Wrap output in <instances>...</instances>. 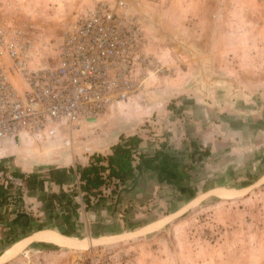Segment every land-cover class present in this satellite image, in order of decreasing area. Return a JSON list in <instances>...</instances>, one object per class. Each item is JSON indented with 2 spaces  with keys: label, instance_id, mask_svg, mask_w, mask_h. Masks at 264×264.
I'll return each mask as SVG.
<instances>
[{
  "label": "crops",
  "instance_id": "obj_1",
  "mask_svg": "<svg viewBox=\"0 0 264 264\" xmlns=\"http://www.w3.org/2000/svg\"><path fill=\"white\" fill-rule=\"evenodd\" d=\"M49 1L60 3L53 8L64 7L67 13L63 18L68 23L76 22L91 2L71 0L74 4L64 5ZM132 1L143 21L144 14L148 15L150 23L171 29L176 37L180 30L190 32L191 23H195L182 11L178 18L169 13L174 7L188 8L183 1ZM43 3L46 5V0ZM195 32L194 40H203L204 45L179 47L180 55L188 56L187 70L176 68L173 75L144 81L138 95L113 103L99 117L79 121L75 128L62 126L43 146L31 138L21 146L0 141V165L5 170L6 159L11 158L24 176L34 171L23 181L24 202L40 207L38 192L47 201L52 193L61 199L60 205L50 200L49 212L41 208L40 215L47 223L38 230L33 228L40 220L26 211L23 218L20 211L1 212L0 235L30 230L4 250L2 264H17L18 260L24 264L26 259L28 264H78L84 245L104 238L131 239L125 245L139 248L136 253L144 257V264L186 262L182 250L192 254L195 262L198 246L191 247L196 242L190 234L197 211L210 208L211 201L216 202L215 208L223 206L227 200L223 194L237 191L252 174H257L253 178L264 177V36L259 33L249 40L242 33L241 43H234L229 34L220 33L214 42L212 33L206 37ZM42 49L37 51L35 64H51ZM150 49L162 57L171 55L166 48ZM199 55L205 56L207 63H197ZM202 66L216 74H203ZM131 135L141 139L132 162L138 168L119 186V193L103 189L101 196L95 197L102 205L86 210L77 167L87 165L94 153L109 154L120 136ZM207 195L215 196V201L209 199L191 211L192 205ZM66 199L76 206L66 204ZM54 222L69 227L56 228ZM87 235L90 241L83 240ZM21 253L25 255L20 257Z\"/></svg>",
  "mask_w": 264,
  "mask_h": 264
},
{
  "label": "rangeland",
  "instance_id": "obj_2",
  "mask_svg": "<svg viewBox=\"0 0 264 264\" xmlns=\"http://www.w3.org/2000/svg\"><path fill=\"white\" fill-rule=\"evenodd\" d=\"M44 1L0 0V30L4 31L8 36L15 34L21 36L20 38L31 44L36 55L38 54L37 51L43 48L44 56L54 66L56 64V46L59 42L60 35L75 22L68 23V21L64 20L63 17L67 13L64 7L53 8V6H58L60 3L53 4L54 2L46 0L45 5L43 3ZM118 1L91 0L81 11L80 15L82 17L98 3H106L114 8L117 6ZM122 1L124 5L117 7L118 13L135 19L142 40H144L145 81L152 77L162 75L167 77L173 75L176 68L181 71L182 69L187 70L188 56H181L179 47H181L180 45L182 47H188L199 42V44L204 45L205 41L203 40L198 42L196 38L197 43L195 42L194 36L192 35V33L196 35L195 31L200 32L202 36L206 34V37L212 33V41L214 42L219 40V36L222 33H225V35L229 34V40L233 39L234 43H241L242 33L244 35L246 33L244 37L249 40H252L254 35H258L259 33L264 36V0H179L183 1V4L188 5V8L174 7L168 9L169 13L171 12V16L178 18L182 11V14L188 16V20H195V23H191L190 25L192 27L190 32L187 30H180L179 33L176 32L179 37H176L171 32V29L158 28L153 23H150L148 15L144 14L146 19L144 18L143 21L139 8H136V4L132 0ZM58 2L64 5L74 4L71 0H58ZM203 3H206V6H201ZM145 7L144 13L147 11ZM51 10H53L54 14ZM186 10L188 13L185 12ZM169 13L165 14L168 15ZM190 22L192 21L190 20ZM151 46H154L156 49H169V54L171 53V55L162 57L157 51H152L150 49ZM251 47L254 48V46ZM196 58L198 59L197 63L202 65L207 63L205 56L199 55ZM234 58L237 60L236 57ZM215 69L216 72H219L218 68ZM213 71V69L206 70L202 66L203 74H216ZM108 109L103 113L108 111ZM85 120L86 118L77 119L75 123L80 124V122ZM72 127L75 128V126ZM26 140L27 138H23L20 143L11 142H14L17 146H21ZM36 141L38 142V140ZM37 144V146H43L44 141L38 142ZM14 163L13 159H6L5 165L8 167L6 172H20L19 167ZM33 172H25V176L32 175L34 174ZM253 175L257 174H252L251 177L243 180L246 182L244 184L241 183V186L237 187V191L223 194L224 196L222 197L227 200H225L223 206L220 208H215L216 202L211 201L210 208L209 206L207 208L203 207L199 211V207L208 202L209 199L216 198L213 195H207L206 199H204L205 201L198 200L197 203L192 205L190 208L191 211L199 209L196 216L192 218L194 228L192 233H189L194 242H196L191 247L198 246L196 248L198 250L196 253L197 259L194 262L192 254L190 256L182 250L184 260L186 259V262L191 261V263L182 262L180 264H264V177L260 178L257 176L253 178ZM250 180L252 181L248 183ZM23 181L20 179L13 186L16 190L18 189L22 197L26 198L25 182ZM32 186L34 189L38 187L35 183ZM38 196L41 202V204L39 203L41 205L40 207H37L34 203L30 204L29 200L24 202L25 199H22V207H17L11 203L9 207H0L2 209L0 211H26L34 218L40 220L37 222V225L45 224L47 222H44L45 218L43 215H40V210L44 208V212H49L51 205L49 201L44 199L45 196L42 193L38 192ZM1 226L3 225L1 224ZM54 226L63 230L69 227L68 224L64 226L57 222H54ZM82 236L80 234L78 235L80 238ZM83 240L90 241L91 238L88 236ZM101 240H92L94 241L93 243L84 245L82 253L79 254L78 264H144V257L136 253V250L139 251L140 249H130L128 245H125L131 239L104 238ZM185 254H187V258H185ZM19 255L23 257L25 254L21 253ZM27 261L28 259H26L24 264H28ZM22 263L23 261L21 260L17 262V264Z\"/></svg>",
  "mask_w": 264,
  "mask_h": 264
},
{
  "label": "built area",
  "instance_id": "obj_3",
  "mask_svg": "<svg viewBox=\"0 0 264 264\" xmlns=\"http://www.w3.org/2000/svg\"><path fill=\"white\" fill-rule=\"evenodd\" d=\"M98 3L60 35L56 64H35L28 41L0 30V141L45 142L62 126L97 118L144 86V49L134 18ZM138 72V74H136ZM4 183L20 179L0 170Z\"/></svg>",
  "mask_w": 264,
  "mask_h": 264
},
{
  "label": "trees",
  "instance_id": "obj_4",
  "mask_svg": "<svg viewBox=\"0 0 264 264\" xmlns=\"http://www.w3.org/2000/svg\"><path fill=\"white\" fill-rule=\"evenodd\" d=\"M140 140L141 139L138 135L120 136L119 141L111 147V152L109 154L103 155L94 153L90 156V161L87 165L77 167L79 174L78 181L82 183L80 191L83 194L82 199L86 210H89L94 205H102L101 201L95 200V197H98L99 195L101 196L103 189L110 188L112 192L117 194L120 191L119 186L133 176L135 169L138 168V166H133L132 162L137 152ZM0 170L6 172L2 165H0ZM11 174L22 180L26 179L24 174L21 172L14 171ZM75 194L77 193L75 192ZM49 198L50 200H55L60 205L61 199L57 194L52 193L49 195ZM21 201L22 196L18 192V189L16 190L10 183L5 184L4 180L0 179V207H9L11 203L17 207H22ZM65 203L71 205L72 207L76 206V204H72L71 199H66ZM0 210L2 209L0 208ZM20 217H25L23 211H21ZM11 223L13 222L11 221ZM41 228L42 224H38L33 228V230ZM29 232L30 230H10L9 232L1 234L0 255L7 249L8 246H11L14 242L26 236ZM62 232L69 234V232L66 231Z\"/></svg>",
  "mask_w": 264,
  "mask_h": 264
},
{
  "label": "water",
  "instance_id": "obj_5",
  "mask_svg": "<svg viewBox=\"0 0 264 264\" xmlns=\"http://www.w3.org/2000/svg\"><path fill=\"white\" fill-rule=\"evenodd\" d=\"M235 192V191H234ZM66 238H69V237H66ZM99 241H102L101 239L99 240ZM84 244V243H83ZM85 244H86V242H85ZM12 255V254H11ZM3 260H0V263L2 262Z\"/></svg>",
  "mask_w": 264,
  "mask_h": 264
}]
</instances>
